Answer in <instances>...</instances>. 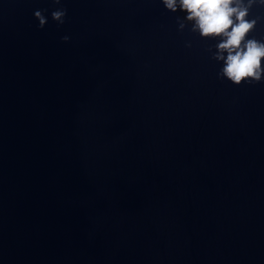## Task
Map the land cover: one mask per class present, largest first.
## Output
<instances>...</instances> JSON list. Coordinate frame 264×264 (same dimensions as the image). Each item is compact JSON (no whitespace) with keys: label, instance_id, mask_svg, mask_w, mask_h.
I'll list each match as a JSON object with an SVG mask.
<instances>
[{"label":"water","instance_id":"obj_1","mask_svg":"<svg viewBox=\"0 0 264 264\" xmlns=\"http://www.w3.org/2000/svg\"><path fill=\"white\" fill-rule=\"evenodd\" d=\"M0 264H264V0H0Z\"/></svg>","mask_w":264,"mask_h":264}]
</instances>
